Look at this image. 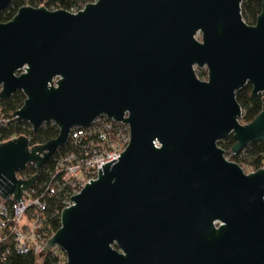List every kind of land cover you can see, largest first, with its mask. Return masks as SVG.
I'll list each match as a JSON object with an SVG mask.
<instances>
[{
    "label": "water",
    "instance_id": "water-1",
    "mask_svg": "<svg viewBox=\"0 0 264 264\" xmlns=\"http://www.w3.org/2000/svg\"><path fill=\"white\" fill-rule=\"evenodd\" d=\"M242 1L24 5L0 22V99L21 91L15 121L58 128L42 144L0 142L3 198L23 200L71 128L100 115L129 128L118 159L70 196L38 257L56 246L63 264H264V166L246 173L218 145L232 134L236 154L264 140V0L254 24ZM247 83L262 106L242 123L236 92ZM28 163L37 171L17 178Z\"/></svg>",
    "mask_w": 264,
    "mask_h": 264
},
{
    "label": "built area",
    "instance_id": "built-area-1",
    "mask_svg": "<svg viewBox=\"0 0 264 264\" xmlns=\"http://www.w3.org/2000/svg\"><path fill=\"white\" fill-rule=\"evenodd\" d=\"M13 121L12 114L0 113V127ZM128 141V125L106 115L96 117L88 126L73 127L63 146L65 149L55 158L56 171L52 178H57L56 182L66 186L73 195L89 178L97 176L102 164L118 159ZM36 192L37 189L32 186L23 191V200L16 202L12 196L3 198L0 195V264H6L12 251L38 255L52 236L48 235L47 229V204ZM70 204L69 198L66 206Z\"/></svg>",
    "mask_w": 264,
    "mask_h": 264
},
{
    "label": "trees",
    "instance_id": "trees-1",
    "mask_svg": "<svg viewBox=\"0 0 264 264\" xmlns=\"http://www.w3.org/2000/svg\"><path fill=\"white\" fill-rule=\"evenodd\" d=\"M94 0H11L10 4L0 11V22L9 20L24 5L45 6L49 9L79 10L86 3ZM262 0H243L241 3V14L247 24H254L256 16L261 10ZM263 94L251 95V85L247 83L236 92V100L242 108L241 122L246 123L252 120L261 110ZM25 96L21 91L14 92L7 99H0V113L11 115L13 111L20 108ZM58 134V128L53 123H45L37 130L33 131L28 122H10L6 126L0 127V142L8 140L14 136L25 135L29 139L30 146L42 144ZM232 134H229L218 141V145L225 150V155L238 164L245 163L253 171L264 166V140L251 142L242 148L238 153H230V147L234 143ZM65 148L60 147L49 156L38 172V177L34 182L37 189L36 195L47 204V229L48 235H52L60 227V213L66 206L71 193L66 186H61L60 182L52 178L55 173V158ZM244 152V154H242ZM37 171L36 166L28 163L24 170L18 175L22 178L30 177ZM52 250L43 257H38L34 253L22 254L12 251L6 264H59V258L53 255ZM62 260L60 264H63Z\"/></svg>",
    "mask_w": 264,
    "mask_h": 264
},
{
    "label": "rangeland",
    "instance_id": "rangeland-1",
    "mask_svg": "<svg viewBox=\"0 0 264 264\" xmlns=\"http://www.w3.org/2000/svg\"><path fill=\"white\" fill-rule=\"evenodd\" d=\"M197 37H200L199 34L197 35ZM195 72H196L197 76H198L200 79H206V67H205V66H204V67H195ZM242 154H244V152H243ZM225 156H226V155H225ZM226 157H227V156H226ZM227 158H228V157H227ZM228 159H229V158H228ZM239 165H240V164H239ZM240 166L242 167V169H243L244 172H246V173H249V172L253 171L252 168H251L249 165L245 164V163H242ZM18 173H19V172H17V175H18ZM19 177H20V176H19ZM28 178H29V177H28ZM28 178H21V179H28ZM51 253L59 258V262H58L59 264L61 263L62 260H65V254H64V252H63L60 248H58V247H56V246L53 247Z\"/></svg>",
    "mask_w": 264,
    "mask_h": 264
}]
</instances>
